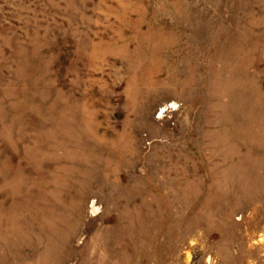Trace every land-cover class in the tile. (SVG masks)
<instances>
[{"label":"rangeland","instance_id":"374dc122","mask_svg":"<svg viewBox=\"0 0 264 264\" xmlns=\"http://www.w3.org/2000/svg\"><path fill=\"white\" fill-rule=\"evenodd\" d=\"M0 264H264V0H0Z\"/></svg>","mask_w":264,"mask_h":264}]
</instances>
